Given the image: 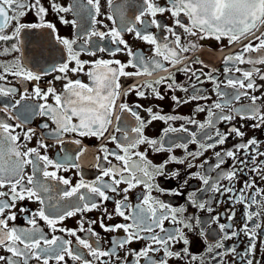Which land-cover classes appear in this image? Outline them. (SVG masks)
Returning a JSON list of instances; mask_svg holds the SVG:
<instances>
[{"label":"snow or ice","instance_id":"1","mask_svg":"<svg viewBox=\"0 0 264 264\" xmlns=\"http://www.w3.org/2000/svg\"><path fill=\"white\" fill-rule=\"evenodd\" d=\"M106 2L108 14L102 13L101 0H72L66 6L49 0L48 7L42 0H0V57H11L0 61V98H6L0 112L11 113L0 119V264H170L172 260L182 264H261L256 253L258 237L264 235V187L257 184V178L264 182V141L256 136L245 139V129H264V68L260 67L264 66V32L256 35L264 27V0ZM50 10L76 31L72 39L55 35L63 46L61 61L34 71L28 64L22 32L45 28L56 34L55 24L46 19ZM30 12L38 23L21 22ZM67 13L75 18L66 19L63 14ZM102 15L112 27L103 23ZM160 17L170 18L171 24ZM125 33L150 45L152 56L134 52L124 39ZM249 36L254 39L224 57L223 81L217 75L219 69L205 71V66L193 68L188 64L179 69L187 86L177 83L176 74L169 72L167 77L132 85L125 92V96L134 92L140 99L151 95L163 101L168 92L179 90L188 95H171L173 112L195 102L193 115L162 114V109L147 107L144 111L150 119L146 121L138 111L143 105L126 101L119 103L116 114L122 77L167 71L166 65L180 64L188 58L185 53L200 47L197 41L227 39L233 45ZM105 41L108 43H99ZM105 52L113 59H81L82 54L97 57ZM120 53L129 57L127 62L114 59ZM32 58L37 64L40 59L47 62L43 46L32 51ZM192 63L202 64L199 60ZM245 64L250 67H240ZM129 67L135 71H126ZM53 73H59L54 81H63L60 91L53 81H48L46 89L40 86L42 79ZM74 75L86 76L88 82L73 79ZM9 77L19 82L23 91L12 86ZM33 81L36 83L29 91L26 83ZM206 82L213 85L215 100L204 94L207 89L199 87ZM17 95L19 99H15ZM242 99L248 103L241 104ZM125 113L134 118L135 126L124 123ZM195 113L206 116L198 120ZM114 115L115 132L120 136H110L114 149L105 145L99 148L95 164L99 174L93 180H85L77 172L79 179L73 183L62 175L80 165L67 154L50 158L43 140H38L36 147H28L36 132L24 125L35 116L50 121L40 125L47 130L45 136L63 144L68 134L103 138ZM237 119L241 121L238 125ZM12 120L19 122L10 123ZM153 121L167 125L156 138L145 135V128ZM176 122H181L178 127ZM229 140L236 142L225 147ZM73 142L80 144V140ZM191 145L195 150H190ZM177 149L182 155L175 154ZM149 152L166 155L157 163L149 158ZM209 152L212 159L206 158ZM242 176L246 178L241 180ZM161 180L175 182V186L165 187ZM193 180L199 181L198 187L191 184ZM136 189L141 191L133 203L131 194ZM164 196L183 198L185 203L174 205L161 198ZM25 201L39 207L33 210L24 205ZM109 203L113 205L111 211ZM214 203L229 207L214 214ZM236 205L243 207L239 228L232 224ZM189 207L194 210L191 214ZM91 212L100 215L90 219L86 214ZM204 212L209 214L207 218L198 215ZM77 216L78 227L61 226ZM222 217L228 222L221 223ZM18 218L26 226L18 225ZM117 218L122 222L108 223ZM166 222L171 227H166ZM96 226L103 233L122 231L123 235L112 236L104 248ZM213 234L216 238L210 240ZM241 235L247 240L243 251H238L237 244L226 245ZM141 241L145 242L143 247H131ZM197 241L206 245L200 254L191 250ZM259 247L264 252V241Z\"/></svg>","mask_w":264,"mask_h":264},{"label":"flooded vegetation","instance_id":"2","mask_svg":"<svg viewBox=\"0 0 264 264\" xmlns=\"http://www.w3.org/2000/svg\"><path fill=\"white\" fill-rule=\"evenodd\" d=\"M42 2L45 4L46 7H48L49 0H42ZM71 2H72V0H57V3L65 5V6ZM161 3H163V0H161ZM101 5H102V8H101L102 13L108 14L109 9H108L106 0H101ZM63 15H65V18L69 19V20L75 18L72 13H67V14H63ZM99 18L103 20L104 24H107L109 27H112V23L105 18V15H102ZM46 19L48 21L52 22L53 24H55V26L57 28L56 34L51 33V30H48L45 28L28 29V30H25L24 32H22V40L24 43V48H25V51L28 53V64H29V67H32L34 71H39L41 67H48V66H50L51 63H59L61 61L62 54H63V46L60 45L56 41L55 35L58 34L61 37L72 39V38H74V33L76 31L72 27V25L62 24L59 21L58 17L55 15V13L52 12L51 10L49 11V14L46 17ZM160 19L164 20L168 24H171V22H172L170 18L165 19L164 17H160ZM21 22L22 23H38L39 21H38V18L35 16V14L33 12H30L28 15H26L25 17L22 18ZM185 22H187V21H185ZM96 27L100 28L101 30L107 31V29L102 28L101 25H97ZM152 31H155V29H152ZM261 32H264V27H261L259 29V31L256 32V35H260ZM181 34L183 37L182 30H181ZM124 39L129 43V46L132 48V50L134 52L143 53L147 57L152 56L151 46L140 41V40H137L134 37V35L125 33ZM253 39H254L253 36H249L247 39H243L240 42H237L233 45H229L227 39H224V40L219 41V42L214 40V39L197 41V43L201 46L198 47L194 51H190L189 53H185L184 55L187 56L188 58L183 60L180 64H177L174 67L166 65V67L168 68L167 71H164V70L156 71L152 75L122 77L121 83H122L123 87H122L121 92H120V99L117 101L116 114H119V107H118L119 103L126 101L130 105H134L136 103L143 105V108L138 109V111H139L141 117L146 121L148 119H150L148 113L146 111H144V108H147V107H152L154 111H160L162 109L163 110L162 114L163 113H171V114H177L178 113L180 115H185V116L193 115L194 114V108H195V102L188 104V105H184V106L176 109L175 112H173V109L175 108V106L171 101V95H177V96L185 97V98L188 95V94L181 92L179 90H177L174 93L168 92L163 101L157 100L154 97H152L151 95H149L147 99H140V98L136 97L134 92L128 96H125V92H127L128 88L132 85H142L146 81H152V80L160 79L161 77H167L169 72H174L176 74L177 83L184 84L185 86H187V79H186L184 73L180 72L179 69L183 68L185 65H188V64H191L193 68H199L201 66H205V71H208L210 69H219V73H217V75L219 76V79L221 81H223L225 79L224 73H223V59H224V57L227 55L235 53L236 51H238L243 46L244 43H247L249 40H253ZM95 40H96V38H94V41ZM78 43H82V41H78ZM99 43L107 44L108 42L105 41V42H99ZM41 46H43L44 55L47 58V62L44 59H40L39 63L37 64L33 61L32 51L39 49ZM109 46L115 47L114 45H109ZM235 46H236V49L234 48ZM253 55H255V54H253ZM97 58L113 59V57H110L106 52L105 53H98L97 57H91L87 54L81 55V59H84V60H93V59H97ZM7 59H11V57H0V61H4ZM114 59H119L122 62H127L129 57L124 53H120V54H117V56L114 57ZM195 60L201 61L202 64L192 63V61H195ZM240 67L248 68L250 66L245 64V65H240ZM260 67L264 68V66H260ZM126 71L132 72V71H135V69L129 67L128 69H126ZM58 74L59 73H53L52 75L44 77L42 79V81L40 82V86L42 88L46 89L48 86V81H53V85L56 87L57 91H60L62 89L63 81H54L53 80V77L55 75H58ZM237 75H239V74H237ZM72 78L73 79L80 78V79H83L84 82H86V83L88 82L87 77L83 76V75H81L79 77L74 75V76H72ZM9 79L13 80L12 86L20 88L21 91H23V87L21 86V84L19 82L15 81L12 77H9ZM35 83H36L35 81L26 83V86L28 87L29 91H31V89ZM199 87L207 89V91L204 93L205 95H211L213 100L216 99V96L212 93L213 85L210 82H206L203 85H199ZM222 87H223V85H222ZM160 91L162 93L165 92V87L163 85L160 86ZM190 93H191V89H189V94ZM258 94L259 93H257V95ZM4 99H6V98H0V108L3 107ZM15 99H19V96L17 95L15 97ZM49 102H51V98L49 99ZM29 103H36V101H29ZM200 103L210 104L211 101H200ZM240 103L245 104V103H248V101H247V99H242L240 101ZM262 103H264V102H262ZM8 115H11V113L5 114L3 112H0V119H5ZM205 116H206V113H195V117L198 120H203L205 118ZM9 122L15 124V123H18L19 121L12 120ZM45 122L50 123V121H47L46 118H43L40 116H35V117L31 118L29 120V122H27L24 125L25 128H33L36 132V135L33 137L32 141L28 143V147H36L37 141L43 140L48 145L47 154L49 155L50 158L60 159L65 154L70 156L72 158V161H74L75 163L80 165V168L79 169L70 168L69 171L62 172L61 174L66 176V177H70L72 179L73 183H75L79 179V176H77V174H76L77 172H80L84 176L85 180H89V181L93 180L99 174L98 170L95 168V164L97 163L96 156L99 154V151H98L99 148L101 147V145H105L110 150L114 149L115 144L110 142V136L113 134L117 135V137L120 136V133L115 132L116 123H117L116 119H115V115L113 116V123L109 129V132L107 134H105V136L103 138L97 139L95 137H79V136L68 134V135H65L63 144H58L54 139H51V138H48L47 136H45V133L47 132V130L42 129L40 127V125L42 123H45ZM124 123L127 124L129 127L135 126L134 118L131 117L127 113L124 114ZM180 123L181 122H176L175 126L178 127ZM236 123L238 125L239 123H241V121L239 119H237ZM247 123L250 124L251 121H249ZM52 127H54V125ZM165 127H167V125H165L162 121H153L150 125H148L145 128V135L148 137H151V138L159 137L162 133V129ZM189 127H191V126H189ZM220 127L224 128L223 125H221ZM17 131H20V130L17 129ZM245 131L247 132L245 139H248L251 136H256L258 139L264 141V129L252 130L250 128H246ZM175 135H182V134H175ZM74 140H80V144L79 145L75 144L73 142ZM235 142L236 141H234V140H229V142L225 145V147H231V145ZM145 147H146V145L141 146L140 150L143 151L145 149ZM190 150H195V146L191 145ZM261 150L264 151V143L261 144ZM175 154L178 156L182 155V150L177 149ZM164 155H166V154H164ZM164 155H156V154L149 152V158L153 159L154 162H157V163L160 162V160L164 158ZM206 158L212 159V153L211 152L207 153ZM72 161H70V162H72ZM113 162L115 163V161H113ZM225 167H228V165H225ZM195 170L196 169H193L192 171H195ZM181 171L183 172L184 169L181 168ZM245 178L246 177L242 176L241 180H243ZM160 182L165 187L175 186V182L165 183L163 180H161ZM225 183H227V181H225ZM191 184L195 187H198L199 181L193 180V181H191ZM257 184L260 187H264V182H261L258 178H257ZM236 186H237V188H239L241 185H240V183H237ZM139 191H141V189H136L131 194L133 203H135L136 193ZM161 198L173 203L174 205H179V204L185 203L183 198H172V197H168V196H164ZM219 199H220V197L217 196V200H219ZM225 199H227V198L225 197ZM24 205L33 209V210H35L36 208L39 207L38 204H34V203H31L28 201H25ZM107 206H108L109 210L111 211L113 208V205L111 203H109ZM213 207L216 209V212L214 214H219V213L224 212V210L226 208H228L229 205L228 204L217 205L214 203ZM234 210L236 212V216H235L234 220L232 221V224L235 228H239L243 223V219H242L243 207H242V205H236ZM193 211L194 210L189 207V214H191ZM86 215L90 219H95L100 215V213L99 212H91V213H87ZM198 215H200L201 218H207V216L209 214L207 212H204V213H198ZM77 220H79V216L74 217V218H69V219L65 220L63 222V225H61V226L67 227V228H76V227H78ZM116 222H122V221H120L119 218H117L114 221H108V223H116ZM227 222L228 221H227L226 217H222L221 223H227ZM16 223L20 226H26L24 224L23 220L19 219V218L16 221ZM41 226L45 229V231L48 230L47 226L44 225L43 222H41ZM85 226H87V225H85ZM165 226L171 227V225L167 224V222H166ZM212 227H213V229L216 228L215 225H213ZM96 230L101 233V244L104 248H107L109 246V241H110L112 236H122L123 235L122 231L118 232V233H103V231L101 229H99L98 226H96ZM209 231L211 232L212 229H209ZM216 231L218 232V229H216ZM56 234L57 235H64L63 233H59V232ZM79 234L83 235V233H79ZM215 238H216L215 234L209 236L210 240H214ZM260 241H264V235L258 237V248H257V253H256V258L261 260V264H264V252L260 251V247H259ZM144 243L145 242H143V241L133 243L131 245V247L139 249V248L144 246ZM232 244H237L238 245V251H243L244 247L247 244V240H246V238L243 237V235H241L239 240L233 239L231 241L226 242L227 246H231ZM176 247L179 248L180 246L177 245ZM205 247H206V245H204V243L202 241H197L191 250L193 251L194 254H200V253L204 252ZM33 264H35V262H33ZM170 264H182V262H177L175 260H172V261H170ZM237 264H238V262H237Z\"/></svg>","mask_w":264,"mask_h":264}]
</instances>
